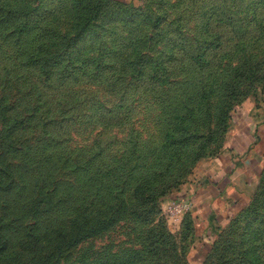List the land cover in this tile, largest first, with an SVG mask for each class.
<instances>
[{
	"label": "rangeland",
	"instance_id": "rangeland-1",
	"mask_svg": "<svg viewBox=\"0 0 264 264\" xmlns=\"http://www.w3.org/2000/svg\"><path fill=\"white\" fill-rule=\"evenodd\" d=\"M262 110L264 0H0V264H264V160L168 213Z\"/></svg>",
	"mask_w": 264,
	"mask_h": 264
},
{
	"label": "crops",
	"instance_id": "crops-1",
	"mask_svg": "<svg viewBox=\"0 0 264 264\" xmlns=\"http://www.w3.org/2000/svg\"><path fill=\"white\" fill-rule=\"evenodd\" d=\"M263 160L262 110L256 116L247 114L242 125L232 130L221 155L203 167V171H210V176L204 187L196 188L195 194L190 191L194 201L193 211L201 218H208L213 225L233 215L246 200L248 189L256 180V170L262 166Z\"/></svg>",
	"mask_w": 264,
	"mask_h": 264
},
{
	"label": "built area",
	"instance_id": "built-area-1",
	"mask_svg": "<svg viewBox=\"0 0 264 264\" xmlns=\"http://www.w3.org/2000/svg\"><path fill=\"white\" fill-rule=\"evenodd\" d=\"M193 207L190 200L175 201L168 209L169 216L174 220L180 219L185 213L189 212Z\"/></svg>",
	"mask_w": 264,
	"mask_h": 264
},
{
	"label": "trees",
	"instance_id": "trees-1",
	"mask_svg": "<svg viewBox=\"0 0 264 264\" xmlns=\"http://www.w3.org/2000/svg\"><path fill=\"white\" fill-rule=\"evenodd\" d=\"M28 28H29V29H28ZM26 29H28V31H30V30H31V25H29V26L25 27L24 29H21V31H20V32H23V31H25Z\"/></svg>",
	"mask_w": 264,
	"mask_h": 264
}]
</instances>
